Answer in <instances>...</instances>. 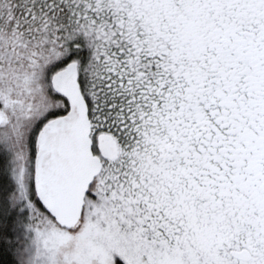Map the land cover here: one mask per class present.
<instances>
[{"label": "rangeland", "instance_id": "obj_1", "mask_svg": "<svg viewBox=\"0 0 264 264\" xmlns=\"http://www.w3.org/2000/svg\"><path fill=\"white\" fill-rule=\"evenodd\" d=\"M63 5L0 0V166L15 186L7 209L26 214L24 263L264 264V0ZM81 35L102 164L65 229L33 198L34 166L44 129L69 111L54 79ZM201 103L212 116L195 136Z\"/></svg>", "mask_w": 264, "mask_h": 264}, {"label": "trees", "instance_id": "obj_2", "mask_svg": "<svg viewBox=\"0 0 264 264\" xmlns=\"http://www.w3.org/2000/svg\"><path fill=\"white\" fill-rule=\"evenodd\" d=\"M68 5H70V0H66V6L63 5L62 8L65 7L67 8ZM66 14L67 16H69L67 12ZM65 44H66L65 46L66 52L60 66L66 68L70 64H76L78 76H80L78 77L79 83L81 88L84 90V85H85L84 81L86 77L85 75L89 73L88 68L89 67L92 68V64H93L92 63L93 50L91 49L90 46L91 41L89 39L84 38V36L81 35L76 38L66 39ZM79 71L80 72L82 71L80 75H79ZM207 92L208 89L204 90L203 94ZM86 96L87 99L85 100L89 109V117H91V115H93L94 106L98 102H96L95 100L93 101L92 100L93 98L91 96L89 95ZM194 109L195 110H193L192 108L190 109L192 111V117H191L192 122L190 124V128L194 130L195 132L194 135L196 136L198 135L199 131L203 130L202 129L203 127H208L207 121L211 119L212 110L207 108V106L204 103L198 104ZM205 133H207V131L204 132L203 134L205 135ZM194 135H192L191 137H193ZM204 143H208V142H204ZM38 152L39 151H37V154ZM35 162H36V158H35ZM3 170L4 167H2L1 165L0 166V205L3 204L5 206V209H7L8 204L6 203V197H9L11 194L14 193L15 186L11 181L12 178L8 168L4 175L2 174ZM34 171H35V166H34ZM34 180H35V173H34ZM33 198L39 203L42 210L45 213L49 214L42 205V203L40 202L37 196V192L35 191L33 194ZM18 209H19L18 206L14 207L11 213L9 209H7L6 211H8L7 213L8 216L7 215L4 216L2 215V213H0V264H25L24 262L26 261L24 258V256L26 255V244H27V237H26L27 233L26 230L24 229L26 214L23 213L18 214ZM0 211H1V207H0ZM16 219H17V223H16ZM73 228H65V229H73ZM18 256L20 261L17 258Z\"/></svg>", "mask_w": 264, "mask_h": 264}, {"label": "water", "instance_id": "obj_3", "mask_svg": "<svg viewBox=\"0 0 264 264\" xmlns=\"http://www.w3.org/2000/svg\"><path fill=\"white\" fill-rule=\"evenodd\" d=\"M72 76V86L75 88L76 92L74 94L75 97H77L79 100H82V103L85 104L82 94L79 90L78 86V72L76 64H70L67 66L64 70L59 72L55 79H54V88L61 93L62 96L66 97L70 103L71 107L75 105L73 103L72 98L70 95L65 91L64 87L59 86V79H66L67 77ZM72 95V94H71ZM77 104V103H76ZM72 111L69 113L68 116H70ZM3 122V117L0 115V124ZM58 120L53 121L51 125L57 124ZM82 127L84 128V134L83 137H85L86 140H89V135L91 132L90 128V122L85 117V119L82 122ZM49 128L44 131V135L46 133H49ZM49 140H48V149L52 148L51 144L55 139H57V143L59 142L58 137L54 134H48ZM56 143V144H57ZM40 148L39 152L36 157L35 162V169L37 172L36 176V192L38 198L41 200L42 205L46 209V211L51 215V217L56 221V223L62 227V228H73L75 227L79 221L81 220L82 213L84 210L85 205V195L89 191L90 186L93 184L95 179L97 178L100 169H101V161L99 159H90L91 158V146L88 141L87 147L82 152V158H80L79 164L82 165L85 163L86 160H95L93 163H91L87 171L80 176L78 179L72 180L70 178V174L67 172L66 169H60L57 168L53 172V178L55 182V196L53 198L47 197L46 195L41 193V184L40 179L41 176L39 174L40 168H41V162L43 161L44 157L48 153L45 152L42 155H40ZM103 156L106 155L105 149L102 150ZM114 153H116V150H114ZM40 155V156H39ZM61 173V175H59ZM53 184V183H52ZM232 256L240 259H244L248 261L250 259V254L245 251L243 253L240 252H232Z\"/></svg>", "mask_w": 264, "mask_h": 264}, {"label": "flooded vegetation", "instance_id": "obj_4", "mask_svg": "<svg viewBox=\"0 0 264 264\" xmlns=\"http://www.w3.org/2000/svg\"><path fill=\"white\" fill-rule=\"evenodd\" d=\"M77 82L85 104L82 103V100H79L77 97L74 96L76 90L72 86V76H69L66 79H59V86L64 87V89L66 88L65 91L70 95L75 105L72 108L70 101L66 97H64L69 104L68 113L65 116L54 119L53 121L58 120V122H56L57 124L51 125L50 123L47 126L50 127L49 133H46V135L43 134L44 132L42 133V146H40V155L48 151L43 161L41 162V168L39 171V174L41 176L40 184L42 196L43 194L50 198H53L55 196L56 186L52 175L54 170H56L57 168L66 169L67 172L70 174V178L72 180L78 179L85 173V171H87L88 166L95 160H86L85 163H83L82 165H80L78 161H80V158H82L81 154L85 147H87L88 141L91 146L90 159L97 158L99 159V161H101L102 164L101 158L97 154H95L94 151V141L92 138V124L89 117V109L86 100L83 96L79 79ZM71 111V115L68 116ZM85 117H87L90 122L91 132L89 135V140H86L85 137H83L84 128L82 127V122ZM47 127L44 129V131L47 129ZM48 134H54L59 139V142L50 149H48L47 146L49 140ZM99 148L100 150L105 149L103 137L100 138ZM35 175H37L36 169ZM59 175H61V173H59Z\"/></svg>", "mask_w": 264, "mask_h": 264}]
</instances>
